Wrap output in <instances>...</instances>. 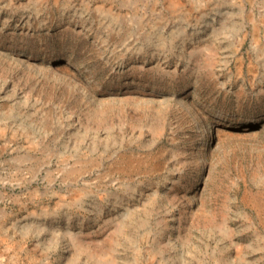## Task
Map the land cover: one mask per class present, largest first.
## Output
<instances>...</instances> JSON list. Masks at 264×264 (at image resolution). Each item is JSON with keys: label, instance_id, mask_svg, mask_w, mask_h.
Wrapping results in <instances>:
<instances>
[{"label": "rangeland", "instance_id": "374dc122", "mask_svg": "<svg viewBox=\"0 0 264 264\" xmlns=\"http://www.w3.org/2000/svg\"><path fill=\"white\" fill-rule=\"evenodd\" d=\"M0 264H264V0H0Z\"/></svg>", "mask_w": 264, "mask_h": 264}]
</instances>
